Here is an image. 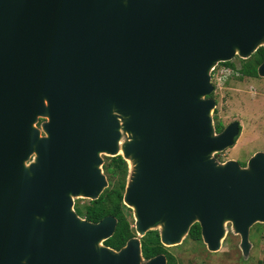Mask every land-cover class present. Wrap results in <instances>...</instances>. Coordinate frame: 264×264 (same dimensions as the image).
I'll return each mask as SVG.
<instances>
[{"label":"water","instance_id":"95a60500","mask_svg":"<svg viewBox=\"0 0 264 264\" xmlns=\"http://www.w3.org/2000/svg\"><path fill=\"white\" fill-rule=\"evenodd\" d=\"M259 46L264 0H0V264H167L142 256L148 230L172 246L198 222L215 251L225 220L247 250L264 153L213 158L240 127L216 132L208 95L219 62ZM119 148L136 236L115 250L99 243L116 217L82 219L73 198L99 197V155Z\"/></svg>","mask_w":264,"mask_h":264},{"label":"rangeland","instance_id":"374dc122","mask_svg":"<svg viewBox=\"0 0 264 264\" xmlns=\"http://www.w3.org/2000/svg\"><path fill=\"white\" fill-rule=\"evenodd\" d=\"M237 57L232 60L238 66ZM222 68V65H217L214 74H211L214 85L212 98L215 100V107L211 110L212 123L214 125L219 121L226 126L232 121H237L241 129L232 146L213 153L212 156L219 164L235 160L239 164L245 162L247 166L248 160L255 153H264V77H241L234 72L227 76ZM225 72L228 73L226 70ZM43 120L44 118H39L37 126ZM124 139L123 137L120 145ZM119 150V154H122V149ZM99 156L102 159L99 167L105 175L107 188L110 178L103 167L110 162L112 155L100 153ZM125 160L128 172H132L134 159L127 157ZM90 200L82 195L73 198V209L76 205L82 209L83 214L79 216L82 219L87 217L86 212L91 207ZM130 216L134 226L133 214ZM153 229L160 231L161 225L158 224ZM240 242V235L234 231L232 222L225 220L224 235L217 250L210 251L202 238L197 241L185 234L178 245H164L166 252L163 254L167 260L168 253V258L176 264H264V222H255L250 226L247 250H242ZM99 245H103V242Z\"/></svg>","mask_w":264,"mask_h":264},{"label":"trees","instance_id":"16d2710c","mask_svg":"<svg viewBox=\"0 0 264 264\" xmlns=\"http://www.w3.org/2000/svg\"><path fill=\"white\" fill-rule=\"evenodd\" d=\"M239 65L237 66L233 60L219 62L218 65H222L224 73L228 76L231 73H238L242 76L257 77V67L264 60V46H259L249 57L243 59L237 57ZM213 70V74L214 71ZM229 70V73L225 72ZM233 73V74H234ZM211 92V97H212ZM210 95V94H209ZM208 95V96H209ZM210 97V96H209ZM216 132H220L223 129L221 122L215 124ZM244 162H241V166H245ZM104 170L107 176L110 178L109 186L105 188L98 198L91 201V207L86 212V219L91 222H98L106 215H113L117 218V225L114 233L109 238L103 241V244L109 246L115 250H119L125 245L128 239L136 236V231L133 226V220L129 217L132 215V209L127 207L123 201V192L126 185L128 170L126 160L119 154L112 156L110 162L104 165ZM116 177V178H115ZM113 178H115L113 180ZM75 211L80 216L83 214L82 209L76 205ZM191 239L201 240V229L198 222H194L187 234ZM141 253L144 259H149L159 253L166 252V246L160 242L159 231L155 229L148 230L143 236L140 237ZM167 256V264H176Z\"/></svg>","mask_w":264,"mask_h":264},{"label":"flooded vegetation","instance_id":"af4514ba","mask_svg":"<svg viewBox=\"0 0 264 264\" xmlns=\"http://www.w3.org/2000/svg\"><path fill=\"white\" fill-rule=\"evenodd\" d=\"M210 97H211V93H210V95H209ZM224 127V126H223ZM239 127H240V125H239ZM241 129V128H240ZM240 132V131H239ZM245 163V162H244ZM245 165V164H244Z\"/></svg>","mask_w":264,"mask_h":264},{"label":"built area","instance_id":"2783aa9c","mask_svg":"<svg viewBox=\"0 0 264 264\" xmlns=\"http://www.w3.org/2000/svg\"><path fill=\"white\" fill-rule=\"evenodd\" d=\"M226 71H228V73H229V70H226Z\"/></svg>","mask_w":264,"mask_h":264}]
</instances>
